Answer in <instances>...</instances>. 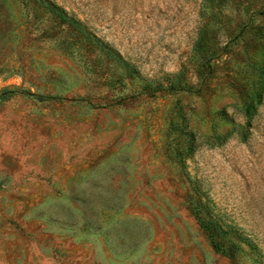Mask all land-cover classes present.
<instances>
[{
  "label": "rangeland",
  "instance_id": "rangeland-1",
  "mask_svg": "<svg viewBox=\"0 0 264 264\" xmlns=\"http://www.w3.org/2000/svg\"><path fill=\"white\" fill-rule=\"evenodd\" d=\"M39 261L264 264V0H0V264Z\"/></svg>",
  "mask_w": 264,
  "mask_h": 264
},
{
  "label": "crops",
  "instance_id": "crops-1",
  "mask_svg": "<svg viewBox=\"0 0 264 264\" xmlns=\"http://www.w3.org/2000/svg\"><path fill=\"white\" fill-rule=\"evenodd\" d=\"M36 159H38V155L35 156ZM37 169V170H36ZM39 172H43V174H46V168L42 169V170H38V168H30V170L25 172L22 171H16V170H11L9 172V174L11 175L10 179V186L8 184V187H10L11 189H34V188H39V187H43L44 184H48L50 182V180H47L44 178H42V176L40 177V175L38 174ZM51 173H49V178H52V180H54L56 178V171H50ZM33 263H28V264H34ZM24 264V263H22ZM37 264H44L43 262H38Z\"/></svg>",
  "mask_w": 264,
  "mask_h": 264
},
{
  "label": "trees",
  "instance_id": "trees-1",
  "mask_svg": "<svg viewBox=\"0 0 264 264\" xmlns=\"http://www.w3.org/2000/svg\"><path fill=\"white\" fill-rule=\"evenodd\" d=\"M46 6H49L52 11L61 17V20L62 22L68 24L69 26H72L74 28H76L77 30H80L82 32H85L84 30V27L82 26V24L80 22H78L77 20H75L74 18H71L70 16H68L67 14H65L62 10H60L58 7L54 6V5H51V4H47ZM87 38H91L93 41H97V38L96 37H93L92 35L90 34H87L86 36ZM111 54V56L113 57H117L118 56L110 51L109 52ZM120 59V58H119ZM201 223L203 225V227L208 231L209 233V237L210 239L213 241L215 247L220 250V251H223V253L225 254H228V251L227 249L223 246L222 242L220 240H216V235L213 231V229H217L219 230V232L223 231V228L222 226L216 222V221H212V222H207L206 220H201ZM220 235V234H219ZM218 236V235H217Z\"/></svg>",
  "mask_w": 264,
  "mask_h": 264
}]
</instances>
